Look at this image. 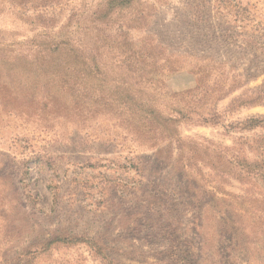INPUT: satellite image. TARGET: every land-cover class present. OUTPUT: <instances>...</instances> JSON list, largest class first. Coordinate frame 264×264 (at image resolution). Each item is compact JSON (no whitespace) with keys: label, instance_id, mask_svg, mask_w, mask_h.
<instances>
[{"label":"rangeland","instance_id":"rangeland-1","mask_svg":"<svg viewBox=\"0 0 264 264\" xmlns=\"http://www.w3.org/2000/svg\"><path fill=\"white\" fill-rule=\"evenodd\" d=\"M0 264H264V0H0Z\"/></svg>","mask_w":264,"mask_h":264},{"label":"trees","instance_id":"trees-1","mask_svg":"<svg viewBox=\"0 0 264 264\" xmlns=\"http://www.w3.org/2000/svg\"><path fill=\"white\" fill-rule=\"evenodd\" d=\"M53 43L54 42L50 40V38L46 37L44 38L43 43H40L42 44V46L37 47L31 53L32 61L39 63L38 66L43 76L48 78L51 84L59 82L61 84L60 88L63 89L64 91L69 89L71 90L72 87H75L77 84H79L77 81L80 79L83 80L85 84L89 83L91 77L95 73V70L90 66V63H83L79 68H77L78 63L75 62L74 60L76 59L74 50L67 47L65 43H59V44H53ZM160 50L162 51L164 50V48L160 47ZM164 60L165 63L159 68L160 77H163L165 72L176 74L188 70L185 66H179L170 63L169 59H167V56L166 59ZM55 62L56 63L60 62V64L54 65L53 63ZM63 63H65L66 65L62 66ZM195 69H197V72L195 73L196 75L195 78L199 80L202 75V70L201 68H195ZM132 73H134V70L131 68L130 64L124 67L123 74L129 76ZM188 73L190 74V70H188ZM60 77L63 78L65 81H63ZM157 77H159V74L157 75ZM190 92L191 89H188L184 94H188ZM71 102L73 105L74 104L73 100L69 99L70 104ZM62 108L63 110L66 109L67 111L70 110V108L69 107L66 108L65 105ZM135 108H139V109H133L132 113L129 114L131 120L137 118L138 113H142L143 116L141 117V120L147 122L149 125L153 124L154 117L150 114L153 113L152 111L146 112V110L144 108H141L140 106ZM165 122L172 123L173 121L165 120ZM161 127L163 128V126ZM166 129L167 128L165 126L161 130L165 131Z\"/></svg>","mask_w":264,"mask_h":264}]
</instances>
